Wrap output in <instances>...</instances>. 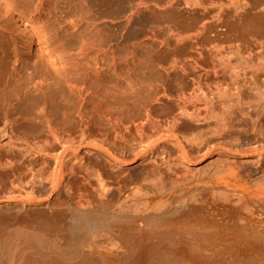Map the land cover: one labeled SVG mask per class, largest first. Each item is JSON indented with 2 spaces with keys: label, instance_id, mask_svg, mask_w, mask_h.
Returning a JSON list of instances; mask_svg holds the SVG:
<instances>
[{
  "label": "bare ground",
  "instance_id": "6f19581e",
  "mask_svg": "<svg viewBox=\"0 0 264 264\" xmlns=\"http://www.w3.org/2000/svg\"><path fill=\"white\" fill-rule=\"evenodd\" d=\"M61 1L0 0V36L5 37L3 28L17 27L21 39L24 40L23 46L26 50L25 57L17 51L16 46L12 47L11 41L0 39V118L12 125L13 122L15 124L21 122L27 125H44L43 128L46 131L44 136L42 135L43 137L39 135L29 137L31 142L28 141V138L25 142L26 139L23 137L25 147L16 148L17 150L15 149L12 155L0 153V181L3 180V177L12 174L15 177L10 181L15 182L17 189L22 188L24 182L21 173L25 169L27 177H35L37 172L36 174L40 176L39 183L43 179L47 180L51 193L62 188V191L65 192L64 196H67L65 200L66 196L61 200L50 199L49 193L46 197L41 198V194H39L40 196L35 195L37 190L35 189L36 192H33L31 188L27 195H21L16 192L14 187L11 195L3 199L0 198V202L15 201L13 206H1L0 208L4 211L16 212V215H0V234H3L0 239V264L4 262H10L9 264H22V262L23 264H195L192 259L200 257L207 260L205 264H256L255 258L249 253L264 249V230H257V227L254 229V227L241 226L243 231L240 236L251 245L248 249L244 246L239 251L242 254H232L220 248L222 237L204 231L203 226L201 230L189 231L183 227L186 222H175L173 219L159 222L152 214L154 209L161 210L160 213L174 209L189 212L205 207L210 198L216 200L221 196H236L241 200L243 207L253 206L246 211L249 213L248 216L255 215L257 217L256 214H253L254 211L264 213L263 176H261L262 178L254 176L255 179H252L247 174V177L243 178V175H240L241 172L239 173L241 166L238 167L237 163L228 162L225 167L216 168L207 174L189 175L184 169H179L175 163L176 161L187 164L197 163L205 154L214 149L219 150L220 154L224 156L264 154V144L259 147L243 149L237 148L232 142L225 140L232 139L236 133L240 132L238 126L246 123V117L250 114L249 107L253 106L256 113L264 116V79L261 81V86L255 84V79L246 81V85L242 89L229 86L232 83L233 76L231 75H234L236 71L232 69L233 66L229 65L233 63L226 60L223 64L224 66L229 65V70H233V74L224 69L222 78L225 82L227 81L226 86L220 87L216 79L217 82L212 84L216 83L218 85L216 87L222 88V91L216 87L214 90L215 88L212 89L213 87L208 86L209 82L206 79L209 75L207 76L205 71L201 72L199 69L196 72L189 69L190 71L186 72V66L192 62L191 60L189 63V60L186 61L184 58L171 59V64H169L171 69H166L164 76L165 78L171 77L168 79L174 81L172 83H175V87L167 89L164 85L163 88L158 86L163 89L162 94L165 98H161L159 96L161 91L158 93L159 89L155 85L159 81L162 82V76L159 75V77L161 76V80H159L158 74L153 70V72L149 70V73L143 69L144 72L140 73L139 78L138 71L136 72L135 69L130 71L129 67L130 72L127 70L129 74L133 71L135 72L131 74L137 73L140 80L136 76L132 77L131 74L130 76L133 79L136 78L139 84L136 83L137 80L132 83L131 78H128L130 76L126 69L129 64L131 65L129 60L132 59L133 53L130 58H127L129 56L124 57L125 54L121 56L120 54L127 53L124 48L122 49L125 51L122 53L118 46L120 54L115 53V50L111 54V50L107 47L111 54L109 55L106 48V51L101 50L102 46L98 48L97 42L95 45L93 44L95 47L97 46L96 50L91 48L92 51L86 52L85 46H93L90 45V43L92 44L90 40L91 42L89 41L88 44L85 42L84 46L81 44L82 49L84 47L83 58L75 59L72 55L63 54L62 46L59 47L60 49L55 46V41L62 37L56 36L59 31L54 33L57 37L56 40L54 39V43L49 42L50 36L45 39L48 29L52 32L56 24L60 29L59 25L62 23L60 21L65 20L64 17L67 18L71 30L79 29L76 28L79 21L77 15L80 14V11L83 12L82 9L80 10L82 0H67L69 2L66 10L63 8L66 3H63L64 0ZM100 1H102L103 7L113 3H109L110 0ZM140 1L134 2L136 4L133 3V7L129 2L131 10H134L135 7L138 8L143 3V0L142 3ZM83 2L86 4L85 0ZM98 2L96 1V4ZM87 6L86 4V12ZM142 6L146 7L147 5L142 4ZM119 8L121 11L124 7L121 5ZM89 9L88 11H90ZM36 25H43L40 30L49 49H46L42 57L39 58V62L33 65V61L26 60L27 52H30L38 32L34 31ZM54 30L53 32H55ZM67 31L65 30V32ZM89 33H94V31ZM120 46L122 47V45ZM81 51L83 53V50ZM196 61L193 60L194 66L198 64ZM135 64L131 65L132 68L135 67ZM241 64L246 63L242 61L240 64L238 63V65ZM214 69L213 66L212 72L217 74L218 71H214ZM184 77H188L189 82L184 81ZM214 77L213 80H215ZM156 80L159 81L156 82ZM134 83L137 85L135 86ZM128 84L129 87L126 89L124 85ZM133 85L138 88H132ZM130 86L131 89L128 90ZM130 91L135 94V97ZM232 96L237 99L238 105L232 106L227 103L232 99ZM243 98H253V100L241 101ZM241 102L245 105H242ZM100 120L102 122L104 120V125H108L110 132H107L108 128L106 127L103 130L97 129L94 133H88L89 140H91L85 143L95 151L92 153L90 150L79 155V148L73 146H78L83 140L79 139L82 140H78L79 144L78 142H76L77 145L73 144V135L70 134V131H66L67 129L58 131L59 125L72 121L75 124L73 126L78 127L80 136H83V128L88 123H99ZM10 123L8 124L10 125ZM252 129L255 131L256 127L253 126ZM75 130L73 131L77 132ZM31 133L30 135H32ZM259 134L264 138V130H260ZM38 138H41V147H39ZM221 139L222 141H219ZM51 140L60 141L63 144L62 148H59L58 151V148L57 150L54 148L58 144L48 146V143L52 142ZM44 141L48 143H44ZM210 141L216 143L209 146ZM53 143L55 142L53 141ZM159 146L160 149L156 151ZM31 149L36 152L34 156L28 154ZM155 153L162 154L163 160L160 165H152L140 173V180H144L146 183L140 184V188H137L138 191H134L136 193L141 191V195H143L147 193L142 191L143 187L149 190L153 188L159 199L134 204L128 206V209H122L123 206L120 205L118 207L119 214L114 216L125 218V224L119 229L110 230L108 221L106 222L105 218L103 220V216H101L105 215V209L109 205L105 206L104 210L102 207L97 209L107 201V190H105L107 180L104 176L108 177L111 182H119L124 177L114 170H108L106 159L119 167L138 157ZM48 154L54 159V166L49 175L44 177L46 170H43V164L45 161L42 162L41 157ZM85 158L89 161L84 160ZM39 160L43 166L38 167L33 173L32 165L36 162L39 164ZM162 164L164 165L160 167ZM30 180L31 178L26 183ZM31 181L30 183L34 182ZM42 188H39V192ZM71 198L77 201V204L73 202V199L70 201L73 202V205L71 204L73 208L75 204L76 206L80 204L83 207L88 206V208L86 207L88 210H83L86 208H81L82 210L77 207H75L77 210L70 208L71 205L67 200ZM93 199L98 204L101 202L99 205L96 204L97 208ZM178 200L180 203L177 204ZM67 204L70 205L66 209L70 217L68 229L71 238L64 245H58L47 238L46 231L50 227V222L53 227L57 226L58 207L61 205L65 207ZM80 205L78 208L81 207ZM110 207L114 212L113 208L115 207ZM246 212L244 214H248ZM259 218L260 216L257 218L259 221L264 220ZM249 221L252 220L249 219ZM174 222L178 224L175 229ZM13 225L18 226L12 227ZM98 229L107 231L106 238L97 240L87 252L81 253V245L87 240L88 235ZM246 250H249V253ZM26 256L29 258L27 259Z\"/></svg>",
  "mask_w": 264,
  "mask_h": 264
},
{
  "label": "rangeland",
  "instance_id": "374dc122",
  "mask_svg": "<svg viewBox=\"0 0 264 264\" xmlns=\"http://www.w3.org/2000/svg\"><path fill=\"white\" fill-rule=\"evenodd\" d=\"M66 1L67 0L63 1L64 4L66 3L63 6L65 10L68 9L67 3L69 2ZM82 1H81L82 5L80 6L81 7L80 10L82 9L83 12L80 11V14L77 15L79 21L76 28L78 27L79 29L71 30V28H69L70 25L68 24L67 18L64 17L65 20L60 21L62 22L61 23L62 26L59 25L60 29H58L59 27L56 24L55 28L57 27L58 28L57 29L54 28L55 30L53 29L55 32H53L52 30L53 32L52 34V32H50L51 30L48 29L47 32L48 34H46L45 36V39L50 36L49 37L50 43L52 42L54 43V41L57 38L56 36H58V38L62 36L60 40L55 41L56 44L55 46H57L58 49H60L59 47L62 46L61 50L64 51L63 54L65 53V55L68 56L72 55V57L74 56L75 59L83 58L84 47L82 49L81 44L85 45V42H87L88 44L90 40L92 41V44L90 43L91 46L93 44L95 45L98 42L97 43V45H99L98 48H101L100 46H102L103 49L101 48V50L106 51L105 48L107 49V52L111 50V54L113 53L114 50H115L114 52L118 54L119 53L118 49L121 48L120 52L122 51L123 53V51L125 50L127 52V53L124 52L123 54L119 53L121 56L125 54L124 57L129 56L127 58H130L132 53L135 56L134 57L132 55L131 56L132 59H130L129 62H131L132 66L134 63H136L135 67L137 68L135 67L132 68V66L128 63L130 65V66L128 65L126 69V72L128 74L130 71L135 69L136 72L138 71L137 73H139L138 75L140 78L141 72L144 71L149 72V70H151L150 72L154 71V73L158 74V77L159 75L162 76V82L159 81L161 80V76H160L158 78L159 82L156 80L158 84L155 82L156 83L155 87L162 86L163 88L164 85V87L167 89H173L175 87L174 85L175 83H172L173 80H169L171 77H168L169 79L167 77L165 78L164 76L165 71L166 69L167 70L171 69L169 67L170 66L169 64H171V59H179V58L180 59L184 58V60L186 61L189 60L188 61L189 63L190 60L192 61L189 65L186 66V72L190 70L197 72L199 69L202 72L203 70V72L204 71L206 72L207 76L209 75L208 77L206 76L207 77L206 80L209 83L211 80H213V77L215 76L214 77L215 80L211 81L210 85L208 83V86H210V88L213 87L212 89H214L218 85L222 88L226 86L227 81L225 82V80L222 78L224 77L223 72L225 70L226 71L228 70L232 74H233V70L236 71L234 72V75L236 74V76L231 75L234 78L233 77L231 78L232 83H230L229 86H234L237 89H242L246 85V81H248L249 79H255L256 80L255 84L257 86H261L262 84L261 81L262 79H264V76H262V74L264 73L263 72L264 71V0H143V1L141 0L143 3L141 1L140 3H142L144 6L146 5L147 6L143 7L142 4L141 5L139 4L140 6L138 5L139 6L138 8L137 7L134 8V10L136 9L135 12L134 10H131V7H133V5L136 4L134 2L138 3L139 0L137 1L133 0L134 2L132 0H122V1L110 0L109 3L113 2L112 5L108 3L109 6L107 5L105 7L101 5L102 1L100 0H94V2L93 0H85L86 4L88 5L87 12L85 10L86 4H84V2L82 3ZM96 1L99 2L96 4ZM129 2L131 3V7ZM94 3H95V7H94ZM116 3L117 6H115ZM121 5H123L124 8L123 10L120 11L119 6ZM88 8H90L89 9L90 11H88ZM28 26L30 27V25ZM36 26L37 27L36 29H34V31L36 32L38 31V32L35 35L34 43L32 44L30 52H27L28 58L26 60L29 62L33 61V65L35 63H38L40 60L39 58L42 57L45 50L49 49V46H47L48 45L47 41L45 42L44 36L42 35V31L40 30V28L43 25H36ZM66 27L71 31H67L68 29ZM65 30L67 32H65ZM166 30H168L169 33ZM57 31L59 32L56 33ZM92 31H94L95 34L91 33L92 34L91 35L89 33ZM49 33H51L52 35L51 34L49 35ZM54 33H56V36L54 35ZM72 33H74L75 35L73 34L74 36L73 35L69 36ZM3 34L5 37L2 38V36H0V39L2 40L7 39L9 42L11 41L12 47L16 46V48H18L17 51H19L20 54L22 53V55L25 56L24 53L26 50L24 48L25 46H23L24 40L21 39L19 35V29L15 26L10 28H3ZM169 34H171L172 37ZM65 35H68L69 37L68 36L65 37ZM93 35H95V37H93ZM87 37L88 40H86ZM174 37H176L175 38L176 40L174 39ZM58 43H60V45H57ZM94 45L92 47H90L89 45L85 46L86 49L85 51L86 52H88V50L92 51L91 48L96 50L97 46L95 47ZM120 45H122V47ZM87 47L90 48L87 49ZM107 47L109 48V50ZM122 48H124L125 50ZM79 49L83 50V53ZM193 60H197L196 62L198 64L194 66L193 64L195 63H193ZM226 60H228L230 63H233V64H229L231 65V67L233 66L232 68L233 70L231 69L232 71L229 70L230 69L229 65L224 66L223 62ZM241 61L246 64L238 65V63L240 64ZM213 66L216 69V70L214 69V71H218L217 74H214L212 72ZM128 68L130 69V71L128 70ZM137 73H135L136 75L131 74V76L132 77L136 76L138 78ZM131 76L128 78H131ZM209 77H211L212 79H210ZM139 78L138 80H140ZM163 79H164V83H163ZM216 79L218 80L217 83L218 85L216 83L212 84L215 81L217 82ZM136 80H137L136 78L134 79L131 78L132 83L136 82ZM138 80L136 82L137 84H139ZM184 81L189 82V78L184 77ZM136 83H134L135 86L137 85ZM129 84L131 83L129 82ZM129 84L127 86H125L126 85L125 84L124 87H126L127 89V87H129ZM135 86L133 85L132 88L135 89L136 88ZM220 87H216V88L220 89ZM160 88L161 87H158L159 90L157 89L159 91L158 93H160L161 91L159 96L161 98H165L164 95L162 94L163 89L161 88L162 89L161 90ZM216 88L214 90H216ZM129 89H131V86L130 88H128V90ZM221 89L219 91H222ZM131 94L135 97V94H133L132 92ZM246 99L253 100V98H243L241 99V101H246ZM227 103L232 106L238 105L237 99L233 96L232 99H230ZM241 104L245 105L242 102ZM254 109L255 108L253 106L248 108L250 114L249 116L246 117V123L238 126L240 132L236 133L235 137L233 136L234 138L232 137V139H225L228 140V142L230 143L232 142V144H234V146H236L237 148H243V149L254 148V147H259L261 144H264V138H262V136L259 134L260 130H264V116L256 113ZM3 121L4 120L0 118V153L2 155L3 154L12 155L16 148L22 149V147H25V142H27L28 139L29 142L32 141V140L30 141L31 138L29 137H32L33 135L44 136L46 132L44 131L45 128H43L45 127L44 125H39V126L36 124L27 125L24 123L22 124L21 122L20 123L16 122V124L13 122L12 125V123L10 122H5V121L3 122ZM101 122L102 120L99 121L100 124L87 122L88 124L86 123L87 126H85L86 129L83 128L84 129L83 136H80V133H78L79 131L78 127L73 126L74 122L72 123V121L59 125L60 127L58 126L59 128L58 131L60 129H61L60 131H62L63 129L64 130L67 129L66 131H70V134L73 135V141L75 142L74 143L72 141L73 144H76V142H78L79 144V141L83 140L82 143H80L78 146L75 145L73 146L77 149L79 148L78 149L79 155L84 154L90 150H91L90 152L92 153L95 151L90 147L86 146L85 142H89L91 140V139L89 140L88 133H94L97 129L103 130L108 126V125L106 126V124L104 125V120L102 123ZM8 123H10V125ZM253 126L256 127L255 131L252 129ZM75 129L77 130V132L73 131ZM87 129L88 131L91 130V132L85 131ZM109 129L110 128H108L107 129L108 131L107 130L106 131L110 132ZM11 131L15 133H12ZM30 133L32 135H30ZM15 136L18 137L13 138ZM23 137H25L24 139H26V141L23 140ZM38 139H37L38 143H40L41 138ZM53 141L55 143H53ZM53 141L51 142L52 144L49 142L51 145L47 141H44V143L45 142L48 143V146L50 147L52 145L58 144L55 145L54 148L55 150H57L58 148L59 151V148H62L63 144H61V142L58 140H57L58 142H56L55 140ZM219 141H222V139ZM215 143H216L215 141H210L208 145L212 146ZM40 144L39 147L42 146V143ZM158 149H160V146L156 149V151ZM33 150L34 149L28 151V154H30L29 156L31 155L34 156L36 154V152H34ZM50 152H55V151H50ZM50 152L48 153L53 154ZM49 154L45 155L44 157L42 156L41 157L42 159L40 158L42 162L45 161L44 164L41 162V160H39L38 162L39 164H37L36 162V164L32 165L33 173L36 172V169H38V167L40 168V166L44 165L45 167L43 166V170L46 171L43 176L45 177L46 175L47 176L49 175V172L52 170L54 166V159ZM162 158L163 155L160 153L158 154L155 153L153 155L148 154L143 157H138L137 159H135L130 163L120 165L119 167L117 165L112 164L109 160L106 159V165L108 170L109 169L114 170L120 173V175L123 176L124 178L119 182L116 181L111 182L108 179V177L104 176L105 180H107L105 185V190H107V198H106L107 201H105V203L102 204L103 205L106 203L107 204L104 206L100 205L97 208V206L101 202H99L98 204V202L93 199L95 207L97 209L102 207V210H104L106 208L105 206L109 205L108 207L110 206H112V208L115 207L113 209L114 212H116L118 211V207L120 205L123 206L122 209H128V206H132L134 204L144 203L146 201L158 200L159 196L155 194V190L153 188L149 190L148 188L143 187L142 191L147 192L143 195H141V191H139V193H136L135 191H138L137 188L139 187L140 184L146 183L144 180H140V173L143 170L150 168L152 165H160L161 161L163 160ZM84 160L89 161V159L87 158H85ZM227 162L232 164L237 163L238 167L241 166L240 167L241 169L239 168V173L241 172L240 175L241 176L243 175V178H246L247 174L252 179H255L254 176L255 177L260 176V178H262L261 176H263V181H264V154L255 153L251 156H238V155L224 156L220 154L219 150L214 149L210 153L205 154L201 158V160L197 163L187 164L184 162L179 163L178 161H176L175 163L179 169L180 168L184 169L185 171L188 172L189 175H202V174H207L216 168L218 169L221 167H225ZM24 163L26 164V162ZM40 163L43 165H41ZM163 165L164 164H162L160 167H162ZM23 170L24 171H22L21 177L23 178L24 187L22 188L17 189L15 182L10 181L15 177L14 175L11 174L6 177H3V180L0 181L1 199L6 198V196L8 195H11L12 189H14V187L16 192L21 195H27L28 191L30 192L29 189L31 188L33 192H36L37 190V193L35 195L38 194L37 196H40L39 194H41V198L46 197L47 194L49 193H50L49 196L50 199L58 198L61 200L66 196V195L64 196L65 192L62 191V188L51 193L49 183L46 182L47 180L45 179L43 180L41 179L42 182H40L41 183L40 184L38 181L40 179V176L36 174L37 172L35 173V177L34 176L27 177L26 176L27 172L25 171V169ZM30 178L34 182L30 183L31 181L30 180L29 182L26 183V181L29 180ZM40 186L43 187L42 190L40 189L43 192L41 191L39 192V188H41ZM65 199H67V196L66 198H64V200ZM72 199L73 202L77 204V201L76 199L74 201V198L67 200V202H69L70 205L71 204L73 205V202H70ZM259 201L261 200L259 199ZM176 203L177 204L180 203V200H178ZM241 203H242L241 200H239L236 196H226V197L221 196V197H217L216 200H212L210 198L205 207L199 209L198 208L193 209L189 212H184L179 209H174V210H169L165 213H160L161 210L154 209L152 215L159 222H164L167 219H173L175 222L181 221V223L186 222L185 224H183V227L189 231L201 230V227L203 226L204 231L223 238V241L220 244V248L223 251H227L229 253L234 254V253H240L239 251H241V249H243L244 246L246 249H248V247L251 245L249 242H246L240 236V233L243 231L241 226H245L247 228L254 227V229L257 227L256 228L257 230L258 229L264 230L263 227L264 220L259 221L257 219L258 216L264 219V213H262L261 211L258 212L254 211L253 214H256L257 217L255 215L248 216L249 213L246 211L252 208L253 206L243 207ZM14 204L15 201H1L0 207L1 206L10 207L13 206ZM76 204L75 207H77V209L82 210L81 208H86V207L88 208V206L83 207L80 204L76 206ZM96 204L98 205L96 206ZM70 205L67 204V206L65 205V207H63L64 205L58 207L59 215H58L57 226L53 227L52 222H50V227L46 231L47 238H49V240L53 242H56V244L58 245H64L65 243L69 242L71 238V233L69 232L68 229V226L70 224V217L66 209V207H70ZM72 205L70 208H73ZM79 205L81 206L80 208H78ZM75 207L73 209H76ZM87 208L83 210H88ZM107 208L105 209L106 212L104 213L105 215H101L103 216L102 217L103 220L105 218L106 222L108 221L107 223L109 224L110 230L119 229L122 225L125 224L126 219L123 217L114 216L115 214H119V211L114 213L112 212L113 210L111 209V207L108 209ZM109 209H111V211L109 212H111L112 214L108 212ZM64 210H66L67 212ZM245 212L248 214H244ZM120 213L123 212L120 211ZM11 214L16 215V212L4 211L3 209L0 208V215H11ZM246 217L248 218L246 219ZM183 218L184 221H182ZM249 219L252 220L254 223L252 221H249ZM175 222H174V229L178 225ZM15 226L18 225H13L12 227ZM106 236H107V231L102 229H98L92 232L91 234H89L87 240L81 245L80 248L81 253L87 252L89 247L94 242H96L97 240L104 239L106 238ZM2 237L3 234H0V239H2ZM246 252L249 253V250H246ZM246 252H243V254H246ZM249 254L255 258L256 264L258 263L264 264V249L261 251L255 250ZM26 258L28 259L29 257L26 256ZM192 261L195 264L207 263V260H205L203 257H200L198 259H192ZM4 263L9 264L10 262L8 263L4 262Z\"/></svg>",
  "mask_w": 264,
  "mask_h": 264
}]
</instances>
